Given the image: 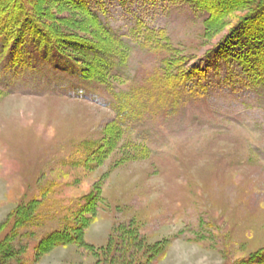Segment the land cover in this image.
I'll return each mask as SVG.
<instances>
[{
  "label": "rangeland",
  "instance_id": "obj_1",
  "mask_svg": "<svg viewBox=\"0 0 264 264\" xmlns=\"http://www.w3.org/2000/svg\"><path fill=\"white\" fill-rule=\"evenodd\" d=\"M37 2L56 25L75 15L89 29L58 1ZM101 4L99 16L126 46L111 87L79 78L83 62L30 45L20 61L11 45L0 50V229L50 182L56 199L100 197L87 202L85 248L49 247L0 264H97L94 251L129 228L141 240L128 251L146 264H249L264 253V86L248 84L230 59L204 57L223 34H204L207 15L181 0ZM139 23L179 50L182 70L169 72L181 75L180 86L163 70L169 54L146 47ZM72 31L76 42L88 37ZM51 219L29 246L56 226Z\"/></svg>",
  "mask_w": 264,
  "mask_h": 264
},
{
  "label": "trees",
  "instance_id": "obj_2",
  "mask_svg": "<svg viewBox=\"0 0 264 264\" xmlns=\"http://www.w3.org/2000/svg\"><path fill=\"white\" fill-rule=\"evenodd\" d=\"M37 1L39 0H5L4 5L0 0V50H5L11 45L13 59L20 61L25 48L30 45L35 51L44 52L43 57L46 58L52 55L57 60L70 61L72 64H77L75 61L83 62L86 67H81L79 78L87 80L90 77L98 83L111 87L113 78L109 71L116 61L114 59L119 60L120 64L125 62L122 53L126 46L125 40L118 37L98 14L96 7L102 6L103 0H48L58 1L59 5L61 3L65 8L72 10V14L79 13L83 16L89 23L87 30L83 24L81 26V20L76 21L78 18L75 19V15L70 17L72 22L63 23L65 19H61L56 20L60 23L56 25L53 18L46 17L47 13L44 9H37V4L39 5ZM181 2L194 11L207 15L208 24L204 26V34H210L211 36L208 37L213 40L223 34L204 57L230 59L228 65L235 66L248 84L264 86V0H181ZM222 12L225 16L221 19ZM142 25L146 31L144 42L146 47L152 50L165 49L169 54L163 68L166 76L170 78L171 71L182 70L180 61L184 60L176 59L179 50L172 46L168 37L163 32L148 29L142 23L138 24L139 28ZM73 29L88 33V37L85 36L82 42L78 40L76 42L72 36ZM96 58L100 61L94 62ZM91 68L94 71H91ZM172 76L177 82L175 86L178 84L180 86L183 82H180L181 75ZM192 90L190 93H196L194 88ZM0 94L6 96L1 89ZM117 96L118 94L114 95ZM107 147L105 148L107 151L111 149L109 145ZM86 153H89V149ZM81 164L84 165L83 162ZM58 188L59 185L50 182L38 191L31 202L21 203L17 210L11 212L10 219L0 229V263L3 262L4 257H12V255L20 260L37 258L49 247L70 244L86 247L83 233L91 218L92 209L94 210L91 205L100 197L70 196L69 199L62 197L56 199ZM87 202L91 204L90 207H87ZM46 217H51V222H55L56 226L41 234L37 242L29 246L28 244L36 238V233L46 225ZM137 232L134 228L124 230L119 242L115 243L113 238L107 247L98 252L94 251L93 254L98 259L97 264H133L134 259L136 264H146V257L143 254L138 255L128 251L130 246L136 247L138 239L141 240ZM13 243H18L16 245L18 247ZM125 245L128 248L125 249ZM231 264H240V262L232 261ZM249 264H264V253L256 256Z\"/></svg>",
  "mask_w": 264,
  "mask_h": 264
}]
</instances>
